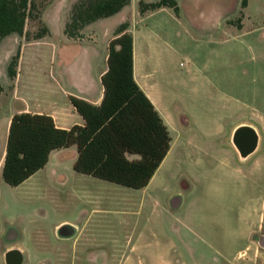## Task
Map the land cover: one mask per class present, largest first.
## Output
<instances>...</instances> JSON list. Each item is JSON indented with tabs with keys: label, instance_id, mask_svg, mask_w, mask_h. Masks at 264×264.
<instances>
[{
	"label": "rangeland",
	"instance_id": "374dc122",
	"mask_svg": "<svg viewBox=\"0 0 264 264\" xmlns=\"http://www.w3.org/2000/svg\"><path fill=\"white\" fill-rule=\"evenodd\" d=\"M31 1L35 8L23 34H10L0 42V264H6L4 253L11 248L22 254L21 264H194V259L199 264L208 263L212 254H191L187 245L191 247L194 242L176 217L179 212L165 208V195L177 186L176 170L181 168L191 175L184 181L192 187L187 197L196 196L194 203L198 206L203 205L197 204L200 199L237 192L249 195L251 189L241 191L213 164L200 162L198 150L191 149L187 154L179 145L168 153L147 191L159 197L157 206L150 201L139 205V194L132 195L131 188L76 172L70 149L62 150L60 158H49L48 154L38 167L31 164L28 167L32 172L22 181L10 182L2 177L3 165L7 159L10 164L11 159L5 148L12 115L38 109L44 101H62L58 86L67 84L71 74L66 72L70 60L59 62L60 51L71 49L70 53L78 57V48L71 46L95 40L103 52L104 33L111 24V20L101 19L106 21L94 22L89 29L83 27L80 37L70 38L64 27L78 0ZM176 1L178 14L163 8L145 20H165L171 36L167 44L175 51L173 73L164 88L169 90L173 115L180 118L177 130L200 133L196 147L214 150L211 155H218L219 136L208 135L219 123L215 115L228 112L218 96L220 92L236 94L256 106L257 110L244 113L239 122L254 125L258 145L263 147L264 0H248L244 8L240 7L241 0ZM137 2L130 0L122 16L139 14ZM229 24L242 26L247 33L258 28L260 31L240 36ZM43 27L48 33L35 37ZM15 55L16 74L10 78L8 64ZM87 59V68L82 72L92 79L105 64L89 60L88 55ZM77 64H72L73 68ZM222 118L220 123L224 125L232 121L231 117ZM188 119L189 125L185 126ZM21 173L22 169L19 176ZM261 176L264 178V173ZM261 181L264 183V179ZM207 202L209 212H215L221 203L213 199Z\"/></svg>",
	"mask_w": 264,
	"mask_h": 264
},
{
	"label": "crops",
	"instance_id": "0c3cea01",
	"mask_svg": "<svg viewBox=\"0 0 264 264\" xmlns=\"http://www.w3.org/2000/svg\"><path fill=\"white\" fill-rule=\"evenodd\" d=\"M127 7L126 5L117 13L101 18L111 20L110 27L104 33L103 52L96 47L95 40L80 46L79 44L71 46L78 48L77 50L80 52L79 56L77 55L78 57L70 53L71 49L66 50V52L60 51L59 62L70 60V65L66 72L69 73V76L71 74V80L69 79L67 84L62 85L60 83L58 86L59 95L63 97L62 101L55 103L54 100H48L39 105L38 109H24L22 111L49 114L53 117L55 125L62 129H69L75 124L83 125L84 120L70 103L69 96L82 98L93 105L101 103L103 97L101 76L107 69L108 43L114 37L116 27L123 22H127L126 31L132 36L133 78L154 105L170 135V147L165 157L144 187L130 189L132 195H134L133 193L139 194V205L149 201L154 206L159 205V197L157 195L153 196L147 191L152 183L155 182L157 173H159L160 167L168 153H173L179 145L183 147L187 154H189L191 149L200 151V162L213 164L215 169L222 175L229 176L241 191L251 189V193L244 195L242 192H237L238 194L236 193V195L232 196H210L213 200L221 201V203H219V208H215V212H209L206 208L207 201L212 199H200L197 204L203 205H195L194 202L196 201L194 199L197 197H187L192 187L186 186L187 184L184 183L185 177L191 178V175L184 174L181 168L177 169L175 172L177 186L165 195V208L179 212V216L176 217L181 225L190 232L194 242L191 247L188 243L187 248L191 250V254L196 255L197 253L202 257L207 251L210 252L212 254L211 260L205 264H264V183L261 181L264 179L261 176L264 173V146L260 147L258 145V138L257 147L247 154H243L234 142L237 129L240 127L255 128L253 124L242 123L239 120H242L244 113L249 115L248 111H251V109L257 110L256 106L245 102L236 94L230 95L226 93L223 95L220 92L218 98L222 100V105L228 112L222 115H215V120L219 123L215 125L216 128L214 130L208 131L210 132L208 134L209 137L216 138L219 136L220 147L217 151L218 155H211L214 150L209 152V150L198 149L196 140L200 133L184 128L177 130L176 126L180 118L178 115H173L169 90L164 88L170 83L172 77V61L175 53L169 43L167 44L169 41L168 37L171 38V36L165 26V20H145L156 11L169 7H163L142 16L133 13L130 18L122 16L123 11ZM119 15L120 18H118ZM101 19L94 22L106 21ZM92 23L86 25L84 29H89ZM112 25L113 27H111ZM228 26L236 32L239 31L240 36L242 34L247 36L260 31V28H258L247 33L242 26L238 27L232 24ZM87 55L89 60L94 58L101 60L105 64L100 69L97 77H92V79L85 77L82 72V68H87L88 65ZM69 56L71 58L67 59ZM79 57L80 60H83L80 64L78 63ZM72 64H77V66L73 68ZM90 65L92 66V64ZM97 79H100V83ZM54 89L56 88L54 87ZM232 113L233 116H231ZM253 114L251 112L250 115ZM235 115L236 118H234ZM222 116L224 118L231 117L232 121L224 125L220 123L223 120ZM189 121V119L186 121L185 126L189 125ZM65 149L72 151V158L75 161L77 157L75 145L52 149L49 153V158L56 155L60 158L62 150L64 151ZM253 191H256L255 195L252 193ZM144 246L147 247L148 244ZM194 264H199L196 259H194Z\"/></svg>",
	"mask_w": 264,
	"mask_h": 264
},
{
	"label": "trees",
	"instance_id": "16d2710c",
	"mask_svg": "<svg viewBox=\"0 0 264 264\" xmlns=\"http://www.w3.org/2000/svg\"><path fill=\"white\" fill-rule=\"evenodd\" d=\"M248 0H241L244 8ZM130 0H78L71 8L64 33L80 37L86 25L111 16L128 5ZM138 13L171 8L178 14L176 0H138ZM31 0H0V42L10 34H23L27 18L34 9ZM127 22L119 24L108 44L107 69L101 76L103 97L96 106L69 96L70 103L84 120L83 125L58 128L51 115L22 111L10 118L8 159L2 177L10 182L25 179L29 167H38L52 149L76 146L73 164L76 172L138 189L144 187L170 147V135L152 102L133 78L132 36ZM240 27V26H238ZM48 33L43 27L35 37ZM18 55L8 64V75L16 74ZM132 156V157H130ZM22 169V173H19Z\"/></svg>",
	"mask_w": 264,
	"mask_h": 264
},
{
	"label": "water",
	"instance_id": "95a60500",
	"mask_svg": "<svg viewBox=\"0 0 264 264\" xmlns=\"http://www.w3.org/2000/svg\"><path fill=\"white\" fill-rule=\"evenodd\" d=\"M242 130H247V132H249L250 135L252 136V140H251V143H250L249 148L244 152L243 146L237 140V138L234 139V142H235L236 147L243 154H247L248 152L252 151L255 148V146H256V140H257V137L258 136H257L256 132L254 131V129L249 128V127H240L239 129H237L236 133L237 132H240ZM9 256H12V258L10 260H9V258H10ZM6 262L8 264H21L22 263V254L20 253V251L18 249H13V250L7 251L6 252Z\"/></svg>",
	"mask_w": 264,
	"mask_h": 264
},
{
	"label": "flooded vegetation",
	"instance_id": "af4514ba",
	"mask_svg": "<svg viewBox=\"0 0 264 264\" xmlns=\"http://www.w3.org/2000/svg\"><path fill=\"white\" fill-rule=\"evenodd\" d=\"M235 138H237V140L241 143V145L243 146L244 152H245L249 148L251 140H252V136L250 135V133L247 132V130H242V131L236 133ZM257 144H258V137H257V140H256L255 148L257 147ZM13 249H16V248H11V249H9L7 251H10V250H13ZM6 252L4 253V261H5L6 264H8L6 262ZM9 257H10L9 258V260H10L12 258V256H9Z\"/></svg>",
	"mask_w": 264,
	"mask_h": 264
}]
</instances>
